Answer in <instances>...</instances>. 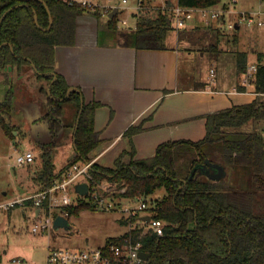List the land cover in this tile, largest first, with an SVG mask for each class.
<instances>
[{
    "label": "trees",
    "instance_id": "obj_1",
    "mask_svg": "<svg viewBox=\"0 0 264 264\" xmlns=\"http://www.w3.org/2000/svg\"><path fill=\"white\" fill-rule=\"evenodd\" d=\"M44 1L52 17L51 24L41 0H0V68L7 64L20 67L32 62L35 65L37 78L46 80L49 85L47 119L52 120L51 130L56 127L58 131L62 127L59 116L63 102L77 106L73 131L75 155L55 173L48 150L43 152L41 188H49L72 162L90 160L89 152L100 142L99 132L94 129V111L100 103L84 102L77 88L68 91L70 85L65 77L54 69L55 45L74 43L76 16L85 10L60 0ZM220 2L226 6L227 0H178L185 7H212ZM147 8L136 12L134 45L164 48L165 37L174 28L170 5L164 8L153 5V14L149 12L151 8ZM108 25L116 28L117 15L109 18ZM239 29L232 31L234 45ZM234 51L237 69L243 72L250 50ZM255 54L254 89L264 93V51ZM12 98L9 88L0 101V125L7 135L14 137V127L8 121ZM205 118L204 137L161 142L155 153L145 158H134L132 140L133 134L142 130V124L131 125L123 133L129 138L130 149L123 150L113 166L92 162L90 180L104 179L118 188L125 186L124 191L112 195L116 198L144 197L159 187L165 189V193L151 200L147 207L152 218L165 222L162 234L150 230L139 236L141 228L134 226L106 242H117L125 236L139 239L149 255L145 264H264V209L255 208L259 189L264 186V139L259 131L240 127L251 119H264V102L254 99L233 104L210 111ZM217 154L231 167L245 169L248 189L231 186L224 178L213 181L196 166L204 158L217 161L214 159ZM124 155L129 158L124 160ZM77 195L79 202L68 207L69 216L83 208L97 206L89 193ZM137 216L120 218V222L132 223Z\"/></svg>",
    "mask_w": 264,
    "mask_h": 264
},
{
    "label": "crops",
    "instance_id": "obj_2",
    "mask_svg": "<svg viewBox=\"0 0 264 264\" xmlns=\"http://www.w3.org/2000/svg\"><path fill=\"white\" fill-rule=\"evenodd\" d=\"M154 5L159 6L160 1ZM129 10L128 13L134 15L136 20L135 11ZM104 16L87 11L77 14L74 43L54 47V69L65 77L71 87L81 91L84 102L95 100L100 103L94 111V129L99 132L100 142L89 152L94 162L113 166L116 156L130 149L129 138L123 133L131 125L142 124V130L134 133L132 140L134 158H145L152 156L161 142L182 138L198 140L204 137L205 114L210 111L254 99L263 101L264 95L255 93L254 84H241L242 72L237 69L236 54L232 49V52L220 49V39L218 34L215 36L213 33L215 28L211 26L212 22L207 23L195 15L185 23L184 30L174 27L168 31L164 48H141L134 45L135 26L120 31L117 23L116 28L112 29L108 21L103 20ZM170 31L174 33L169 34ZM101 35L104 37L100 38ZM238 38L236 45L233 42V47L242 43L240 33ZM196 59L202 63L208 61L204 73L195 71ZM255 61L256 58L248 57V64ZM210 67L216 71L213 83L208 78ZM33 75L36 77L31 64L20 67L7 64L0 68V101L10 88L9 85L13 86L15 82L23 84ZM76 115L75 105L69 123L63 124L68 135L65 142L71 143L72 147L67 161L75 153L73 131ZM33 116L35 119L39 117ZM11 118L10 113L9 122L19 126L20 130V124L14 117L15 122H11ZM262 120L251 119L240 127L246 131L260 132V129H264ZM259 126L262 127L259 129ZM14 147L20 149L17 145ZM128 158L125 155L123 159ZM222 164L227 173L226 166L231 165ZM58 170L59 167L54 172ZM41 183L39 171L35 186L17 189L19 193L16 194L9 191H3V194L25 196L40 189ZM34 209L36 213L37 209Z\"/></svg>",
    "mask_w": 264,
    "mask_h": 264
},
{
    "label": "rangeland",
    "instance_id": "obj_3",
    "mask_svg": "<svg viewBox=\"0 0 264 264\" xmlns=\"http://www.w3.org/2000/svg\"><path fill=\"white\" fill-rule=\"evenodd\" d=\"M118 1L114 0L113 2L117 4ZM228 1L226 2V6L229 5ZM132 2L133 0H129V4H132ZM156 3H159V0H153L151 5ZM232 7L236 11L256 9L264 11V0H235L232 2ZM134 11L133 8L129 10V12ZM149 12L153 14L154 8L149 9ZM124 17L127 18V24L119 21V19ZM108 19L107 16L103 17L105 21H108ZM203 20L205 19L203 18ZM135 21V16L130 15L126 10L117 14V23L120 31L128 26L134 27ZM205 22L207 21L205 20ZM218 25L219 23L217 21L211 23V26L215 28L213 30L215 36H217L218 32L217 37L220 39L218 45H221L220 49L223 52H232L235 49H248L250 50L248 57L254 59L256 58V51H264V28L240 26L238 31L241 34L242 43L233 47V32H228L227 27L223 24H220V28ZM185 26L178 29L182 30ZM171 32L173 31H170L169 34ZM250 34H253L254 37ZM236 36L239 35L237 34ZM103 37L104 35L100 36V38ZM255 38H257V41ZM120 39L124 40V38ZM205 45L207 46V43ZM206 46L202 47L205 48ZM194 61L195 71L204 73L208 67V61L204 63L197 59ZM34 76L28 77V80L23 84L19 85V82H15L13 86L9 85L13 92L11 107L13 108L11 110L12 120L10 121L15 122L14 117L21 127L18 130L19 126L17 127L16 124H12L14 127L12 132L14 137H12L7 135L6 131L0 125V201L6 200L8 198L7 196H13V194H11L12 196H6L3 194V191L15 192L16 194L19 193L17 189H29L36 184L37 173L42 171L44 162L43 152L45 149L48 150V156L51 162L54 163L53 169L56 171L58 167L60 170L67 163L69 151L72 148L71 143L66 144L65 142L68 135H66L67 131H65L66 126L63 127V124L69 123L68 119L72 109H75V105L71 102H63L61 104L62 110L59 121L62 127L58 131L55 129L56 127H54V130H51L50 123H52V120L50 117L47 119V114H49L47 105L48 95L46 91L48 82ZM1 90L0 85V93ZM262 97L264 101V96ZM33 115H38L39 117L35 119ZM262 121L261 124L264 126V120ZM262 126H259V129ZM16 130L18 131L17 134L15 133ZM260 132L264 139V129H260ZM14 145H17L20 149L22 148L21 150L31 149L35 155L33 162L17 165L13 153ZM214 159L224 163L218 154ZM226 168L227 173L222 177L225 183L241 189H248L245 169L231 166H226ZM82 179L83 177H80L78 180ZM75 184L76 182H73L69 185V191L72 195H74L72 189L74 191ZM108 185H111V188L114 190L118 189L116 184L110 183ZM105 187L100 189L99 193L107 194ZM259 190L255 200V208L262 210L264 209V186ZM117 192L116 190L115 193ZM164 193L165 189L163 187L157 188L153 193L144 196L147 202L146 204H150L151 200L161 197ZM133 202L126 199L121 200V204L125 206H131ZM120 218H124L123 213L116 208H102L97 206L95 208H83L77 214L68 216V224L71 226V230L66 236L52 234L50 238L46 230L39 231L38 233L33 232L32 226L36 218L35 209L30 204L24 203L23 205H16L9 211L0 212V264H46L47 244L51 242L54 245L71 248L102 245L108 238L119 236L129 229L128 223L120 222Z\"/></svg>",
    "mask_w": 264,
    "mask_h": 264
},
{
    "label": "built area",
    "instance_id": "obj_4",
    "mask_svg": "<svg viewBox=\"0 0 264 264\" xmlns=\"http://www.w3.org/2000/svg\"><path fill=\"white\" fill-rule=\"evenodd\" d=\"M64 4L79 7L89 12H97L108 16L113 8H117L119 12L133 8L135 13L147 8L151 5L153 0H133L129 4V0H119L114 3V0H60ZM160 6L164 8L167 4L173 13L174 27L181 28L185 23L192 19L195 15L204 18L208 23L217 21L227 27L228 32H232L235 28L240 26L248 28H264V11L256 10H243L236 11L232 8V2L229 0V5L223 6L220 4L218 7H185L178 3V0H159ZM134 13V14H135ZM123 24H127L126 17L119 19ZM226 21V23H224ZM220 28V27H219ZM257 71V64H247L245 70L242 72L241 84H253ZM209 82L213 83L216 78L215 68L210 67L208 70ZM256 94H264L255 92ZM15 160L17 165L29 164L34 160V153L30 149L20 150L17 147L13 148ZM94 160L74 161L62 173L61 178L57 179L49 188H40L37 191L27 194L25 196H12L4 201H0V212H6L15 207L16 205H23L28 203L37 209L35 213L36 221L32 229L34 233L46 230L48 236L51 238L52 234H60L66 236L71 226L68 228L63 226L54 227L53 219L58 215L66 218L69 216L68 207L76 205L78 200L77 192L74 195L69 191V185L73 182L86 181L88 184V192L92 200L97 204V207L102 208H116L119 209L124 217L138 215L136 220L128 223L129 228L138 226L141 228L139 236L148 231L156 234H162L165 222L158 218H152L151 214L147 212L148 204L145 198L137 196L136 198H116L112 196L116 190L122 192L125 186L114 190L108 181L102 179L98 181L90 180L91 174L89 169ZM83 177L82 180H78ZM108 182V183H107ZM75 186V185H74ZM106 186V187H105ZM105 187L107 194L99 193L100 189ZM126 199L134 201L131 206L121 204V200ZM144 214H149V221L141 219ZM39 220V221H37ZM139 222V223H138ZM142 249V241L133 239L131 236H125L117 242H104L99 246L84 247V248H71L61 245H54L53 242L47 244L46 264H145L146 260L139 256Z\"/></svg>",
    "mask_w": 264,
    "mask_h": 264
},
{
    "label": "water",
    "instance_id": "obj_5",
    "mask_svg": "<svg viewBox=\"0 0 264 264\" xmlns=\"http://www.w3.org/2000/svg\"><path fill=\"white\" fill-rule=\"evenodd\" d=\"M45 6H46V9L48 10V13H49V23L51 24L52 22V17H51V14L49 12V9L45 3L44 0H41ZM118 9L115 7L111 10V12L108 14L109 18L113 17L116 13H117ZM34 19L35 21H37V15L34 14ZM12 49V47H11ZM31 65L33 66V68L35 69V65L31 62ZM36 70V69H35ZM73 87H69L68 88V91L70 89H72ZM47 95L48 97H50V94H49V85L47 86ZM57 99V98H56ZM74 150H75V146H74ZM75 155V153H73L71 155L70 158H72L73 156ZM196 166L199 167V169L208 177L210 178L211 180L213 181H218L220 180L226 173L225 171V168L224 166L217 162V161H212L208 158H204L202 163L200 164H197ZM195 168L191 171V175H193V172H194ZM74 189L75 191L80 194V195H85L87 194L88 192V184L86 181H81V182H78L75 184L74 186ZM141 219L145 220L146 222L149 221L150 219V215L149 214H144L143 216H141ZM53 225L54 227H65V228H68L69 227V224H68V218L58 214L54 219H53ZM139 256L144 259V260H147L148 259V253L145 251V250H141L139 252Z\"/></svg>",
    "mask_w": 264,
    "mask_h": 264
}]
</instances>
